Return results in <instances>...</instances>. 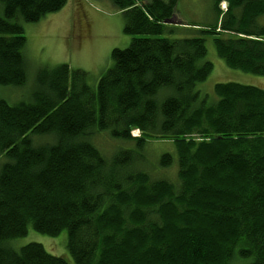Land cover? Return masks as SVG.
I'll list each match as a JSON object with an SVG mask.
<instances>
[{
  "label": "trees",
  "instance_id": "trees-1",
  "mask_svg": "<svg viewBox=\"0 0 264 264\" xmlns=\"http://www.w3.org/2000/svg\"><path fill=\"white\" fill-rule=\"evenodd\" d=\"M67 1L0 0V86L26 82L21 23ZM108 1L132 39L111 51L94 91L59 65L36 73L28 101L0 99V264H67L36 243L9 246L30 228L66 231L73 264H264V90L217 84L208 104L196 90L213 70L205 40L160 38L176 29L164 21L178 0ZM212 10L198 33L228 69L264 76V0ZM155 139L172 145L175 165L168 153L156 164L175 167L174 183L140 169Z\"/></svg>",
  "mask_w": 264,
  "mask_h": 264
},
{
  "label": "rangeland",
  "instance_id": "rangeland-1",
  "mask_svg": "<svg viewBox=\"0 0 264 264\" xmlns=\"http://www.w3.org/2000/svg\"><path fill=\"white\" fill-rule=\"evenodd\" d=\"M213 1L178 0L175 15L167 25L176 29L160 36L169 40L192 37L205 40L204 62L211 63L213 70L205 82L196 86V90L202 96H207L208 104L216 99L213 90L217 84L235 83L264 90V76L228 69L217 56L211 35L198 33V30L214 23ZM226 9V4L222 3V13ZM21 25L26 39L24 57L27 78L22 87L0 86V99L9 105L28 101L35 87L36 73L40 69H52L59 65H67L73 71L86 73L87 84L94 91L99 78L112 64L111 51L126 49L132 39L123 33L122 16L108 0H68L59 12L47 15L37 23ZM132 135L138 136L139 133L133 131ZM106 140L105 136H96L94 144L102 151H111L112 140H108L109 143ZM44 141V138L35 140L37 144ZM118 148L133 147L118 144L116 149ZM142 151V161L147 162L148 168L140 169L152 180L164 179L174 183L175 167L161 170L156 164L162 154L168 153L173 157L175 165L176 155L171 143L165 139H155L149 141ZM29 243L39 244L50 255L64 259L67 264H73L66 250V231L56 237H47L30 228L26 236L14 239L9 242V246L18 250Z\"/></svg>",
  "mask_w": 264,
  "mask_h": 264
},
{
  "label": "water",
  "instance_id": "water-1",
  "mask_svg": "<svg viewBox=\"0 0 264 264\" xmlns=\"http://www.w3.org/2000/svg\"><path fill=\"white\" fill-rule=\"evenodd\" d=\"M164 23H169L170 24V20H166V21H164Z\"/></svg>",
  "mask_w": 264,
  "mask_h": 264
},
{
  "label": "bare ground",
  "instance_id": "bare-ground-1",
  "mask_svg": "<svg viewBox=\"0 0 264 264\" xmlns=\"http://www.w3.org/2000/svg\"><path fill=\"white\" fill-rule=\"evenodd\" d=\"M221 13H222V11H221ZM223 14V13H222ZM167 25H169V23H167Z\"/></svg>",
  "mask_w": 264,
  "mask_h": 264
}]
</instances>
